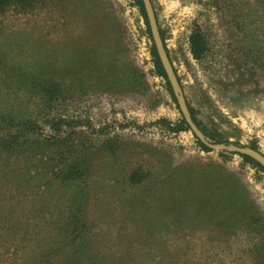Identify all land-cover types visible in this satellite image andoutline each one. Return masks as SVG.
Segmentation results:
<instances>
[{
	"label": "rangeland",
	"instance_id": "374dc122",
	"mask_svg": "<svg viewBox=\"0 0 264 264\" xmlns=\"http://www.w3.org/2000/svg\"><path fill=\"white\" fill-rule=\"evenodd\" d=\"M152 3L205 132L264 154V0ZM193 33L205 41L199 58ZM152 47L135 0L0 9V114L31 116L40 138L56 133L51 119L64 120L62 133L93 150L87 217L104 264H264L262 167L178 130L183 116ZM32 81L49 84L42 101ZM22 166L0 159V264L42 252L68 216L69 188ZM139 167L149 172L141 187L128 181Z\"/></svg>",
	"mask_w": 264,
	"mask_h": 264
},
{
	"label": "trees",
	"instance_id": "16d2710c",
	"mask_svg": "<svg viewBox=\"0 0 264 264\" xmlns=\"http://www.w3.org/2000/svg\"><path fill=\"white\" fill-rule=\"evenodd\" d=\"M23 0H0V9L7 6L16 5ZM139 6L142 16L147 26V32L152 38L149 20L145 11L143 0H135ZM162 38L163 33L161 32ZM191 52L195 58H199L205 51V41L199 33L190 36ZM152 56L156 72L167 80V85L171 94L177 101L163 65L158 57L155 45L152 47ZM32 79V77H29ZM27 78V81L30 80ZM20 81H18L19 83ZM40 83V84H38ZM34 92L39 100H43L48 91L49 84L42 81L33 83ZM57 89V88H54ZM178 106V105H177ZM179 108V106H178ZM193 120L199 128L210 138L223 141L205 132L200 122L194 114V110L189 106ZM66 123L58 119L57 122L51 119L48 123L56 129V133L47 138L37 136V120L31 116L20 115L18 113L0 114V127L7 129L6 134L0 136V159L7 160L13 157L14 160L20 159L24 173L32 175V171H39L49 176V179H56L61 184L69 188L68 203L61 212L68 213L64 222L57 227V237L53 243L38 251L35 256L22 264H104L103 256L95 252L92 246V229L87 217V202L90 197V176L93 172V150L85 145H78L72 138V133L66 131L62 133L61 125ZM52 128V129H53ZM184 118L180 121L178 130H189ZM229 143V141H225ZM203 150L210 151L205 144L198 140ZM239 145V143H236ZM257 149L256 145L251 146ZM106 148L109 145L106 144ZM247 162L260 166L256 161L246 155H242ZM41 171H40V170ZM264 171V168H262ZM149 172L142 167L133 169L128 177V181L133 185H140L147 177ZM8 175L5 173V176ZM9 177V176H8ZM136 198V197H135ZM54 207V206H53ZM54 211V213H53ZM54 209H49L50 214H55ZM10 221V220H9ZM229 226V225H228ZM43 247L40 249L42 250Z\"/></svg>",
	"mask_w": 264,
	"mask_h": 264
},
{
	"label": "water",
	"instance_id": "95a60500",
	"mask_svg": "<svg viewBox=\"0 0 264 264\" xmlns=\"http://www.w3.org/2000/svg\"><path fill=\"white\" fill-rule=\"evenodd\" d=\"M145 11L149 20V26L152 34L153 44L156 47L158 57L163 65L167 79L171 85L172 92L177 100V104L186 121L187 126L196 136V138L205 144L211 150H230L235 153L246 155L256 161L264 168V154L251 146H242L234 143L214 142L210 140L205 133L199 128L193 120L189 105L187 103L181 82L169 57L167 48L161 35L160 27L157 21V16L152 3V0H143Z\"/></svg>",
	"mask_w": 264,
	"mask_h": 264
}]
</instances>
